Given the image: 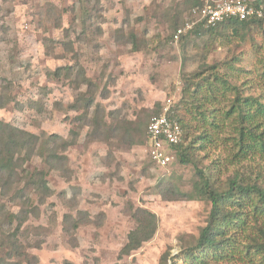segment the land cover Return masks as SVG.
I'll use <instances>...</instances> for the list:
<instances>
[{"label":"rangeland","instance_id":"1","mask_svg":"<svg viewBox=\"0 0 264 264\" xmlns=\"http://www.w3.org/2000/svg\"><path fill=\"white\" fill-rule=\"evenodd\" d=\"M195 2L206 0H0V121L43 137L47 155L62 141L70 144L63 153L68 172L60 165L50 170L39 156L26 165L48 172L52 195L32 196L36 210L20 237L29 259L22 264H192L187 250L206 226L211 202L163 195L194 193L201 172L219 192L234 171L242 181H255V168L230 167L235 147L218 141L200 149L196 121L184 109V145L169 168L157 167L147 153L150 119L184 100V83L210 73L203 64L239 56L231 80L249 82L247 95L264 94L251 86L260 79L264 24L230 44L218 32L176 42L173 29L192 18ZM248 2L264 16V0ZM181 152L189 163L180 161ZM0 205L19 211L8 200ZM139 208L156 215V233L122 256ZM16 227L7 215L0 218V232L13 234ZM5 247L7 241L0 242V260L8 257Z\"/></svg>","mask_w":264,"mask_h":264},{"label":"trees","instance_id":"2","mask_svg":"<svg viewBox=\"0 0 264 264\" xmlns=\"http://www.w3.org/2000/svg\"><path fill=\"white\" fill-rule=\"evenodd\" d=\"M198 4L200 3L194 4L199 7L197 9L204 5L202 3L198 6ZM255 6L259 8L258 5L255 4ZM185 22L176 24L173 35L184 26ZM263 24L264 16L243 21L226 20L215 28L195 27L180 39H187L191 35L198 37L218 32V35L230 44L231 39L235 37L244 40L243 35L253 25L263 27ZM228 29H232L231 34H226ZM241 62L239 56L222 62L221 65L226 69V73L219 71L218 67L221 65L203 64L204 71H210V73L204 74L195 82L191 79L184 83V100L186 101L182 100L171 115L181 125L183 139L186 137L184 128L186 117L182 116L184 109L196 121L194 130L199 134L195 142H201V150H205L209 145H216L219 141L226 147H235L230 167L233 164L238 166L246 164L256 170V179L253 183L242 181L240 175L234 171L233 178L229 179L223 192H219L211 179L201 172L202 182L195 186L194 193L187 194L175 190L174 193L167 194L168 196L162 194L165 200L206 199L211 202L207 224L201 230L196 245L187 250V256L192 260V264H209L210 262L212 264H264V94L259 97L247 95L245 92L249 82L240 85L237 80H231L232 76L236 79L235 74L238 70L236 66ZM258 65L261 67L260 79L258 82H253L251 86L258 85L264 90V51L260 53ZM251 73L246 71L245 75ZM83 81L88 87L92 86L91 81L86 79ZM223 103H225L224 106H222ZM93 104L94 99H89L85 111L88 112ZM98 126L100 127V124ZM53 139L54 143L59 140L58 136ZM47 144L43 137L0 121V199L8 200L19 209L16 214L9 213L4 205H0V218L7 215L9 223L17 222L16 231L13 234L6 231L0 232V242L3 246L7 241L5 249L8 253V257L1 259L0 264H22L25 259L27 262L29 255L20 237L23 226L36 210L32 196L36 194L44 199L52 195L47 181L48 172L27 168L28 162L34 156H39L50 170L59 169L57 165H60L64 172H68L66 169L68 159L63 153L70 145L69 142L62 141L61 146H58L55 151H50L49 155L44 152ZM183 145L184 142L177 146V154ZM180 155L182 163H189V154L181 152ZM159 191L163 193L164 190L162 188ZM65 218L69 220L71 217ZM132 218L136 226L129 233L128 242L121 251L122 256L138 250L143 243L153 238L157 230L156 215L146 209L135 210ZM80 226L81 223L78 222L73 228L77 230ZM65 232L70 234V230L66 229ZM12 258L18 260H8Z\"/></svg>","mask_w":264,"mask_h":264},{"label":"built area","instance_id":"3","mask_svg":"<svg viewBox=\"0 0 264 264\" xmlns=\"http://www.w3.org/2000/svg\"><path fill=\"white\" fill-rule=\"evenodd\" d=\"M262 16V10L254 7L248 0H206L200 9L195 10L192 18L177 30L174 40L178 42L182 36L198 26L210 29L226 20L243 21ZM174 108V105H170L153 116L146 130V150L149 158L163 170L173 163L177 146L184 142L181 125L171 116Z\"/></svg>","mask_w":264,"mask_h":264}]
</instances>
